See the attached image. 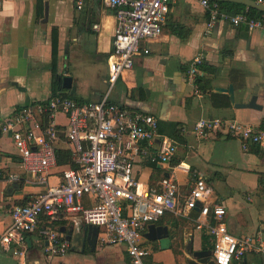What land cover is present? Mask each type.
<instances>
[{"label": "crops", "instance_id": "1", "mask_svg": "<svg viewBox=\"0 0 264 264\" xmlns=\"http://www.w3.org/2000/svg\"><path fill=\"white\" fill-rule=\"evenodd\" d=\"M76 1L42 0L39 4L38 0H2L0 118L21 105L43 102L53 95L51 41L55 30L54 66L57 73L71 77V86L63 87L70 94L68 97L82 102L99 99L107 92V67L116 23L114 10L104 0H82L81 7H77ZM45 2L48 3L46 18ZM207 21V11L200 0L171 1L161 33L141 41V47H148L149 51L135 56L132 67L112 85L109 93L114 86L117 91L109 99L181 125L185 144L177 146L174 165L154 163L142 157L133 161L138 191L171 175L184 193L191 173L200 172L210 188L205 202L222 204L225 208V230L235 236L264 237V184L258 180L260 174L264 176V147L243 150L234 137L214 132L200 138L193 129L201 117L219 116L249 123L264 121V32L259 28L234 26L221 19L209 27ZM94 24L98 25L97 29ZM197 55L202 57V65L190 77L189 64ZM230 83L235 100L242 98L243 101L250 98L257 86V102L261 108L234 107L227 92L215 90ZM219 98L227 101V105L213 104ZM58 120L66 122L63 115ZM181 163L189 167L188 172L175 168ZM11 172L17 173L18 178L9 179ZM59 177V168H54L47 181L53 184ZM44 189L45 183H38L21 169L11 136L0 135V235L10 223L12 206L30 201ZM89 202L85 197L84 203ZM203 218L198 209L184 210L183 214L164 213L154 222L168 227L170 243L164 249L158 240L144 236L146 226L143 245L150 252L144 257V263L190 264L193 257L186 247L190 237L193 249L205 247L201 238L205 229L197 227ZM76 220L63 217L55 221L61 236L69 242L65 254L48 259L47 241L34 230L25 234L23 255L13 253L14 244L11 249L0 245V264H47L49 260L61 264H128L123 243H103L97 236L95 248L91 249L80 236L72 239L73 233L68 230L77 225ZM231 264H264V257L246 252L241 260Z\"/></svg>", "mask_w": 264, "mask_h": 264}, {"label": "built area", "instance_id": "2", "mask_svg": "<svg viewBox=\"0 0 264 264\" xmlns=\"http://www.w3.org/2000/svg\"><path fill=\"white\" fill-rule=\"evenodd\" d=\"M171 1L104 0L114 10L116 23L107 67L109 87L99 99L81 102L56 94L43 102L21 105L0 118V135L11 136L21 169L38 183H45V189L30 201L12 206L10 223L0 235L2 248L11 249L14 244L13 253L23 255L25 234L37 230L47 241L48 259L65 254L69 242L57 230L55 221L75 217L77 224L97 225L98 238L103 243H123L128 264H145L144 257L150 252L143 245L147 224L159 220L166 212L183 214L184 210L198 209L204 218L197 227L204 228L209 235L216 264L241 260L246 252L264 257V237L235 236L225 230V208L222 204L205 202L210 188L200 172L191 173L184 193L171 175L141 191L137 189L135 158L170 163L177 145L158 131L155 115L124 107L111 101L108 94L119 76L132 67L135 56L149 51L140 43L161 33ZM200 3L207 11L209 27L221 19L234 26L259 28L264 32V12L259 16H251L246 10L229 14L220 10L217 0H200ZM76 5L81 7L82 0H77ZM1 6L2 0L0 9ZM93 27L97 29L98 25ZM201 63L200 55L191 60L190 77L198 73ZM59 115L64 116V124L58 120ZM193 129L200 138L214 132L234 137L243 150L264 147V121L249 123L219 116L201 117ZM59 143H65L70 150L73 165H58L55 148ZM54 168H59L60 177L51 184L47 177ZM175 168L189 171L182 163ZM8 177L17 179L18 174L11 172ZM85 197L90 199L88 204L84 203ZM47 264L61 263L49 260Z\"/></svg>", "mask_w": 264, "mask_h": 264}, {"label": "water", "instance_id": "3", "mask_svg": "<svg viewBox=\"0 0 264 264\" xmlns=\"http://www.w3.org/2000/svg\"><path fill=\"white\" fill-rule=\"evenodd\" d=\"M221 1L241 3L248 7H252L261 12H264V3H261L257 0H221ZM47 12H48V3L45 2V6H44L45 18L47 16ZM62 86L68 88L71 86L70 76L63 77ZM257 88L258 87L256 86L254 92H252L250 98L247 101H243L242 98H238L235 100L234 88L231 83L228 85V87H216L215 90L227 92L229 100L234 107H238V108L248 107V108L259 109L261 108V105L257 102V92H256ZM147 228H148L147 232L144 233L145 237L151 240L154 239L158 240L160 247L162 249L167 248L169 246L170 237H169V231L167 225L156 224L152 222L147 225ZM98 232H99V227L97 225L88 224V223H79L77 225L73 224L68 230V233L71 234L73 233L72 239H75L80 236L82 241L86 240V242L89 245H91V249L95 248ZM190 240L191 241L189 245L186 246L187 253L192 255L193 257V259H190L189 261L190 264H216L212 256V248L203 247L199 249H193L191 245L192 237H190Z\"/></svg>", "mask_w": 264, "mask_h": 264}, {"label": "trees", "instance_id": "4", "mask_svg": "<svg viewBox=\"0 0 264 264\" xmlns=\"http://www.w3.org/2000/svg\"><path fill=\"white\" fill-rule=\"evenodd\" d=\"M41 1L42 0H38V3L40 4ZM217 2L219 4L220 10L227 12L229 14H235V13L241 12L243 11L244 8H246V6L241 3L221 1V0H218ZM246 11L251 16H259L262 13L261 11L255 8H252V7H247ZM180 36L181 38L185 37L183 35H180ZM51 42H52L51 43L52 45L51 53H52V65H53V74H52V83H51L52 94L53 95L61 94L64 96H70V94H68L62 86V79L64 76L57 73L55 66H54L56 55H57V31L56 30L52 33ZM199 79H200V76L197 75V80ZM213 104L218 105V106H223V105H227V101H223V99L219 98L218 100H213ZM158 131L161 134H165L166 136L171 138L176 143L177 146H183L185 144V140L182 135L181 125L178 121H164V120L158 119ZM252 148H255V147L252 146ZM55 152H56L58 165H64V164L73 165V163L71 162L70 150L68 149V147H66L65 143H59L55 148ZM176 152H177V149H176ZM170 163L172 165L176 163L175 155L171 159ZM258 180L260 184L261 183L264 184V176L262 174L259 175ZM28 201L24 200L20 202L19 204H25ZM201 238H202L203 246L208 247V248L213 247L212 241L210 240L209 235L205 232V230H203L201 234Z\"/></svg>", "mask_w": 264, "mask_h": 264}, {"label": "rangeland", "instance_id": "5", "mask_svg": "<svg viewBox=\"0 0 264 264\" xmlns=\"http://www.w3.org/2000/svg\"><path fill=\"white\" fill-rule=\"evenodd\" d=\"M116 91H117V90H116V86H114V87L112 88L111 92L109 93V98H110V99H113V98H114ZM194 237H195V240L198 239L197 231L194 232ZM180 252H181V251H180Z\"/></svg>", "mask_w": 264, "mask_h": 264}]
</instances>
